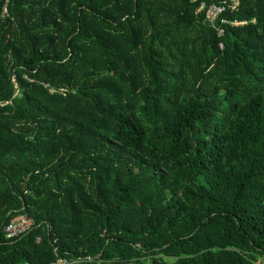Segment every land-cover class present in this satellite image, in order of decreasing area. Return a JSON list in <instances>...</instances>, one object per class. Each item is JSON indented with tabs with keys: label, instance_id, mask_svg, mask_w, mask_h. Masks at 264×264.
I'll return each instance as SVG.
<instances>
[{
	"label": "trees",
	"instance_id": "1",
	"mask_svg": "<svg viewBox=\"0 0 264 264\" xmlns=\"http://www.w3.org/2000/svg\"><path fill=\"white\" fill-rule=\"evenodd\" d=\"M202 2L0 0V264L264 259V0Z\"/></svg>",
	"mask_w": 264,
	"mask_h": 264
},
{
	"label": "built area",
	"instance_id": "2",
	"mask_svg": "<svg viewBox=\"0 0 264 264\" xmlns=\"http://www.w3.org/2000/svg\"><path fill=\"white\" fill-rule=\"evenodd\" d=\"M8 0H5V4L3 7V14L6 13L5 5L7 4ZM238 4V0H227V2L222 5H216V4H205L200 3L197 11L204 12L205 19L212 25H215L216 22L219 20L220 23H227L231 25H239L242 23H230L226 22L224 19L221 18L222 13L226 8H235ZM217 34H222V29L218 26L217 28ZM219 48H222V45L218 44ZM33 226V221L28 216L24 214H19L14 217H12L8 223H6L3 227V231L7 238H16V236L30 231L31 227Z\"/></svg>",
	"mask_w": 264,
	"mask_h": 264
},
{
	"label": "rangeland",
	"instance_id": "3",
	"mask_svg": "<svg viewBox=\"0 0 264 264\" xmlns=\"http://www.w3.org/2000/svg\"><path fill=\"white\" fill-rule=\"evenodd\" d=\"M256 264H264V259H260Z\"/></svg>",
	"mask_w": 264,
	"mask_h": 264
}]
</instances>
